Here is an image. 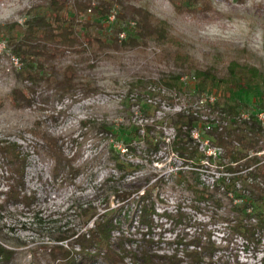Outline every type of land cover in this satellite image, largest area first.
Segmentation results:
<instances>
[{"label":"rangeland","instance_id":"1","mask_svg":"<svg viewBox=\"0 0 264 264\" xmlns=\"http://www.w3.org/2000/svg\"><path fill=\"white\" fill-rule=\"evenodd\" d=\"M124 1L167 22L169 39L163 44L149 40L119 51L101 50L86 34L110 42L122 29L119 39L123 40L132 33L134 24L118 21V7L104 18L89 14L83 19L100 27L85 30L80 26L74 44L62 48L64 55L58 62L60 71L73 67L75 95L62 99L41 84L30 105L17 107L12 102L13 90L29 84L18 79L23 64L8 42L21 35V30L11 27L18 23L25 29L28 10L44 5L45 0H0V141L17 143L28 155L26 187L38 197L30 209L21 204L0 209V244L15 252L4 264H58L50 258L48 249L53 238L65 229L85 231L79 217L82 208H96L100 213L108 207L115 209L119 205L115 191L137 189L130 201H139L144 191L151 190L157 211L151 236L161 243H144L135 203L128 212L132 220L121 227L129 238L127 249H147L158 255L176 253L180 264H187L185 251L193 246L186 242L203 233L204 241L210 240L216 247L213 258L208 256L203 264H264V231H258L251 240L237 232V225L256 226L257 213L264 212L263 205L248 211V203L234 191L241 187L236 181H241L245 173L234 177L229 194L219 185L211 187L217 178L212 173L202 176L196 170L184 169L171 173L181 161L183 168L190 164L172 148L177 133L171 122L178 114L193 112L200 120L196 125L202 137L217 145L209 130L205 131L206 125L231 127L240 115L264 110V83L232 91L215 84L200 87L195 71L187 69L214 68L224 74L231 62H237L264 74V0H208L210 10L202 5L178 10L171 0ZM177 56L187 57L189 63L183 66ZM138 81L157 84L137 92L131 84ZM94 89L99 92L90 94ZM210 95L221 109L235 107L233 116L221 109L216 113L212 107L205 109L201 101ZM147 126L157 131L154 142L160 141V148L155 152L147 151ZM39 130L58 137L64 153L74 156L82 167L74 183L53 177L54 161L47 155L45 141L35 133ZM195 146L203 154L199 142ZM221 153L224 155V151ZM118 161L126 167L122 172L116 168ZM221 163L227 161L222 159ZM200 164L198 167H202ZM181 172L197 173L199 183L195 184L191 175L184 180ZM3 175L7 174L0 166V203L7 190ZM106 196H110L108 203L104 201ZM82 261L109 264L102 258ZM130 261L126 260L128 264Z\"/></svg>","mask_w":264,"mask_h":264},{"label":"trees","instance_id":"2","mask_svg":"<svg viewBox=\"0 0 264 264\" xmlns=\"http://www.w3.org/2000/svg\"><path fill=\"white\" fill-rule=\"evenodd\" d=\"M171 1L178 10H182L186 5H202L205 10L211 9L208 0ZM116 7L120 11L116 16L119 22L134 24L131 28L132 33L126 39L121 40L119 36L123 31L119 29L116 33L117 38L110 42L99 37L91 38L90 34H86V37L96 42L101 50L119 51L123 47H138L149 40L163 44L169 39L170 31L167 22L124 0H45L44 5L28 10L25 29H22L18 23H14L11 27L21 30V35L11 37L8 42L13 55L23 64L18 73V79L29 84L25 89L13 90V104L17 107L30 105L41 84H46L62 99L72 98L77 92L73 67L66 66L61 71L58 68V62L64 55L62 48L74 44L77 38V29L80 26L85 30L93 26L100 27V24L91 23L87 19H83L84 17L89 14L94 18L108 17ZM2 33L3 28H0V34L2 35ZM177 61L183 66L189 63V59L184 56H177ZM187 69L190 73L195 71L194 77L200 87L215 84L232 91L248 88L258 82L264 83V74L256 67L240 65L237 62H231L224 74H220L214 68L200 70L188 67ZM179 79L180 77H176V80ZM153 84L157 83L138 81L132 83L131 87L137 92H143ZM98 92V89H94L90 94ZM205 106V109L212 107L213 113L221 109L218 103ZM221 110L227 111L233 116L236 108L228 107L226 110ZM199 121L193 112H183L173 118L171 122L177 133L172 142V148L182 159L192 162L194 167L199 166L206 158L199 153L191 136L192 130L197 128L196 124ZM215 122L213 121L211 124L214 125ZM146 130L147 151L155 152L160 148V141L154 142L157 131L154 126H147ZM35 133L45 141L47 155L54 161L53 177L56 180L63 178L62 181L68 180L70 183H74L82 171V167L76 164L74 156H67L64 153L58 137L43 130L35 131ZM209 135L218 146L224 149L223 160L227 161L225 164L227 171L231 173L245 172V177H241L244 188L234 191L239 192V199L242 202L248 203V211L255 209L256 205H263L264 208V186L261 183L264 175V156H259V153L264 152V146H262L264 130L257 119L251 117L250 120L244 121L239 120L238 117L232 122L231 127L211 126ZM0 160L2 164L0 166L5 169L7 174L3 175L7 180V190L4 192L5 198L0 203V209L4 210L9 204H21L30 209L38 197L36 192L28 191L26 187L28 155L22 151L19 144L0 141ZM116 168L119 172L126 169L121 161L117 162ZM251 168L253 170L250 172ZM179 175L184 180H187L188 175H191L194 183H199L198 175L195 172H181ZM250 179L251 183L249 184ZM233 180L234 178L231 182ZM233 185L234 182L228 185V192ZM138 192L139 189L115 191V196L119 199L118 207L115 209L108 207L102 213L96 208H82L79 217L81 228H85V231L76 230L74 227L59 232L53 238V245L48 249L50 258L58 264H82V260L86 258L91 261L102 258L109 264H128L127 259L131 260V264H180L182 261L176 253L158 255L147 249L133 251L125 247L129 238L121 231V227L123 223L131 219L128 212L135 203L138 205L136 208L137 224L143 230L144 243L153 245L161 241L159 239L156 242L151 236L154 226L153 217L157 215L155 201H151V190L144 191L139 201H130L132 196ZM109 198L110 196H106L104 201L108 203ZM165 215L172 217L167 213ZM257 216L259 223L256 226H236L237 232H242L247 240L254 238L258 231H264V212L257 213ZM115 232H122V234L120 237H114ZM202 234H197L192 240L186 242L187 246H193L192 250L186 248L187 264H203L208 256L213 258L216 247L210 240L205 242ZM178 242L182 243L184 240ZM14 254L13 250L0 244V264L8 263Z\"/></svg>","mask_w":264,"mask_h":264},{"label":"built area","instance_id":"3","mask_svg":"<svg viewBox=\"0 0 264 264\" xmlns=\"http://www.w3.org/2000/svg\"><path fill=\"white\" fill-rule=\"evenodd\" d=\"M215 100H216L215 97L213 95H210L206 99L202 100L201 103L203 105L204 104H206V105L207 104H214ZM251 117H255L264 130V110L259 111L258 114H256V115L244 113V114L240 115L239 120H244V121L250 120ZM207 124H209V123H207ZM210 128H211V126L206 125V127L204 129L206 131V129L210 130ZM191 136L195 142H199L200 149H202V151H203L202 155L206 157L201 162L202 167H198V166L194 167L193 163L189 162L190 164H187V166H184V168H183L182 166L184 165V161L180 160L181 166L176 167V168L173 167L171 169V173L179 172L182 169L189 170V171L196 170V171L200 172L202 174V176H204V174H207V173H212L214 176H217V178L215 179L214 183H212L211 187L213 188L214 186L219 185V187H221V189L224 192H225V190L227 191V187L229 184L232 183L231 182L232 179L234 177L238 176V174L241 175V174H244L245 172L231 173V172L227 171L225 165L223 163H221V160L224 157V155H222L221 151H224V149L220 146L214 145L210 139L203 138L202 133L198 128H195L194 130H192ZM224 154H225V151H224ZM251 155H253V153H251ZM214 161L216 163H213ZM200 166H201V164H200ZM210 167L215 168V170H212ZM252 170H253V168H251L249 171L251 172ZM236 183L240 184L238 186H241L238 190L244 188L241 181H238ZM248 183L249 184L251 183V179L248 181ZM261 183H262V186H264V175L261 179ZM207 184L209 185V182ZM228 194H229V192H228ZM230 195L232 196V194H230ZM249 211H251V209Z\"/></svg>","mask_w":264,"mask_h":264}]
</instances>
